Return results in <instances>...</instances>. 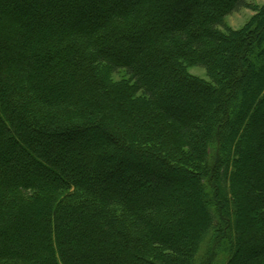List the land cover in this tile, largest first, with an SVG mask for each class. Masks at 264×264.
<instances>
[{"label": "trees", "instance_id": "1", "mask_svg": "<svg viewBox=\"0 0 264 264\" xmlns=\"http://www.w3.org/2000/svg\"><path fill=\"white\" fill-rule=\"evenodd\" d=\"M114 1L0 0V264H234L239 251L264 264V55L245 50L264 39V5ZM244 7L255 14L232 28ZM115 165L213 193L210 215L194 207L199 236L180 246L173 229L193 218L179 194L135 199Z\"/></svg>", "mask_w": 264, "mask_h": 264}, {"label": "rangeland", "instance_id": "2", "mask_svg": "<svg viewBox=\"0 0 264 264\" xmlns=\"http://www.w3.org/2000/svg\"><path fill=\"white\" fill-rule=\"evenodd\" d=\"M202 1H204V0H202ZM114 2L117 3V2H119V0H115ZM253 3L255 5L261 6V5H264V0H253ZM193 8L194 7H192V6H190L189 9H186V7H185V9H182L183 11L176 13V19L178 20V22L184 21L186 19V17L188 16V13L194 10ZM254 14H255V11L252 8L244 7L241 10L228 15V17H226V21L228 22V24L232 28L239 29L241 27H244L246 25V23L248 21H250L251 17ZM255 45H257V44H255V41H252L248 45V48H245L246 51H247V49L250 48V52H249L248 56L250 57V59L253 62L256 58H258V56L264 55V49H261V45H264V39L262 40L261 44L259 43L257 46H255ZM191 66H193V65H191ZM262 70H263V67H256V74L262 72ZM190 72H192V74H194L195 76H198V77L204 79L207 82H212L211 77L208 75L206 69L203 67L193 66L190 68ZM125 77L129 78L128 76H125L123 73H121L119 75H115L114 78L116 80H120V79L125 78ZM258 84H259V79L257 78V75H255V76H253V78L251 80L247 81L246 83H243L242 88L240 85H238V87H239L238 91L241 92V90H242V93H245L248 90V88L255 90V88ZM228 110H229V112H231L232 107L229 106ZM178 111H179V113H181V110H178ZM185 115H188V112ZM254 116L255 115H253L252 117H254ZM251 121H253V118H250V121L246 125L245 130H247L248 125L251 126ZM236 122H237L236 120L233 122L232 127H231V131H233L234 128L237 126ZM238 127L240 128L241 124H238ZM252 138H253L252 136H250V137L240 136L237 146L245 149V151H248L250 149V147L254 146V144H255V142L252 141ZM90 140H92V139H90ZM237 153H238V150L233 151V158L234 159H235V157H237V155H238ZM258 157L259 158L264 157V150L261 149L259 151ZM223 158H224L223 160H229L230 159L228 155L224 156ZM233 163H234V161H233ZM113 164H115V163H113ZM116 166L117 165H115L112 168L108 167L109 170L118 169L116 171L117 172L116 184H115L114 188L121 190L124 193L130 194L131 196H134L135 199H140L141 196L150 194V188H152L153 192H158V194H165L167 191H172V192H176L177 194H179V198L181 199V202L184 205L185 210H186V211L184 210V216L188 215V217H189V215H190V217L193 218L192 219L193 225L191 224V226L188 227V230H186L185 232L175 231L174 230L175 228L173 229L174 233L172 235H173V237H175V239L177 240V243L180 246H183L185 244V242L189 243V242L194 241L195 238H197L199 236L200 231H202L204 229V227L202 229V225L200 224V215L195 213L194 207H195L196 202L199 201L201 203V205L205 208V210L208 212V214L210 215L211 214V208L208 206L207 201H211L212 203L215 201L216 197L214 196L213 193L211 195L198 193V189H197L198 185L195 182L180 184L181 182L179 183V181H177L176 179L162 180L160 178V176H151L150 174H148L149 172H147V171H143V170L138 171V167L121 165L120 167L117 166L118 168H116ZM158 166H160V164ZM246 166L248 169H250V170L252 169L251 164L248 163ZM84 170H86V172H89L92 175L95 174V170H92L89 167L85 166ZM245 173H246V171H245ZM247 187H249V186L247 185ZM157 188L160 191H156ZM253 189L257 190L256 187L255 188L249 187L248 191L251 192L250 194L253 193L252 192ZM150 196H151V194H150ZM249 201H250L249 204H251L252 199L249 198ZM246 205H247V203L245 204V206ZM195 208H197V206ZM255 220L256 219L254 218V216L250 215V217H249L250 226L253 227V224L256 223ZM164 230H166V228ZM228 234L229 233L227 232V235ZM232 237H233V234H232ZM244 243L246 244V241H244L243 244ZM206 248H208L207 245L204 246V250H206ZM240 253L241 252L239 251L238 257H237L239 261L237 260V262H235L234 264H244L245 263V260L243 261V258H241L242 256Z\"/></svg>", "mask_w": 264, "mask_h": 264}]
</instances>
